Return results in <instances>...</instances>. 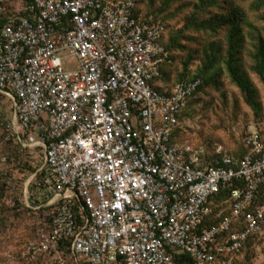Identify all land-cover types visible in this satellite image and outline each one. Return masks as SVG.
Returning a JSON list of instances; mask_svg holds the SVG:
<instances>
[{
    "label": "built area",
    "instance_id": "built-area-1",
    "mask_svg": "<svg viewBox=\"0 0 264 264\" xmlns=\"http://www.w3.org/2000/svg\"><path fill=\"white\" fill-rule=\"evenodd\" d=\"M135 5L0 0V126L38 159L37 194L51 208L50 231L24 255L51 264H236L247 240L264 236L256 200L264 133L251 130L244 156L220 165L173 143L201 80L162 83L166 27L135 15ZM66 56L78 66L66 69ZM223 188L228 198L215 204ZM213 206L219 220L204 227Z\"/></svg>",
    "mask_w": 264,
    "mask_h": 264
},
{
    "label": "rangeland",
    "instance_id": "rangeland-1",
    "mask_svg": "<svg viewBox=\"0 0 264 264\" xmlns=\"http://www.w3.org/2000/svg\"><path fill=\"white\" fill-rule=\"evenodd\" d=\"M140 5L166 22L172 37L162 83L171 88L184 75L205 77L180 119L176 141L204 165L241 158L249 132L264 133V0H141ZM63 65L74 68L78 60L66 56ZM39 167L0 126V264H51L24 255L51 227V208L37 194ZM236 264H264V236L249 243Z\"/></svg>",
    "mask_w": 264,
    "mask_h": 264
},
{
    "label": "trees",
    "instance_id": "trees-1",
    "mask_svg": "<svg viewBox=\"0 0 264 264\" xmlns=\"http://www.w3.org/2000/svg\"><path fill=\"white\" fill-rule=\"evenodd\" d=\"M140 1L141 0H136V5H135V11H134V13H135V15H137V16H140L145 22H154V21H160L165 27H166V32L164 33V35L162 36V43H163V45L165 46V48H166V50H167V52H168V56H169V58L164 62V64L162 65V68H161V71H162V77H161V80H163V76H164V70H165V66H166V64L170 61V59H171V57H172V53H171V49H172V47H173V43L171 42V35H169V34H167L168 33V30H169V27H168V24L166 23V22H164V21H162V20H159V19H157V18H153V17H151L149 14H147V13H144L142 10H141V5H140ZM172 43V44H171ZM188 79H200L201 80V83H200V86L198 87V89H197V91L194 93V95L199 91V90H201V88H202V86L204 85V83H205V77H204V75H201V74H197V75H195V76H186V75H184V76H182V77H180L176 82H178V81H180V80H188ZM193 95V96H194ZM190 102V101H189ZM189 104V103H188ZM178 130V129H177ZM177 130H176V132H177ZM175 132V133H176ZM172 142L173 143H176V144H180L179 142H177L176 141V139H175V134H174V136H173V139H172ZM245 147H246V149H247V151H248V148H247V146L245 145ZM246 151V152H247ZM187 154V153H186ZM188 155V154H187ZM244 156V155H243ZM242 156V157H243ZM241 157V158H242ZM241 158H239V159H241ZM239 159H237V160H239ZM220 164H222V161L220 162ZM220 164H215V165H220ZM202 165H204V164H202ZM213 165V164H212ZM228 192H229V189H227V188H223V189H221V191L219 192V193H217V194H215L214 196H212L211 197V200L213 201V202H215V204H217V203H220V202H222L223 200H225V199H227L228 198ZM257 204H259V203H262L263 201H264V186L261 188V192H260V194H258V197H257ZM223 207V206H222ZM218 211H219V208L218 207H216L215 208V206H213V208H212V212H211V214H209V215H207L206 217H205V219H204V222H203V226L204 227H209V226H211V225H213V224H215V223H217L218 222V220H219V218H217V213H218ZM234 229V227L232 228V230ZM255 240V238L253 239V238H250L249 240H247V242L245 243V246H244V249H243V255H242V257L244 256V252H245V250H246V248H247V246L249 245V243H251L252 241H254ZM181 257V256H180ZM183 258L182 259H184V262H186V263H190V262H192L193 260L190 258V257H188V256H185V255H183L182 256Z\"/></svg>",
    "mask_w": 264,
    "mask_h": 264
},
{
    "label": "snow or ice",
    "instance_id": "snow-or-ice-1",
    "mask_svg": "<svg viewBox=\"0 0 264 264\" xmlns=\"http://www.w3.org/2000/svg\"><path fill=\"white\" fill-rule=\"evenodd\" d=\"M73 118H75V117L73 116ZM81 143H83V141H81ZM125 199H126V197H125ZM116 207H120V205H119V204H117V205H116Z\"/></svg>",
    "mask_w": 264,
    "mask_h": 264
}]
</instances>
